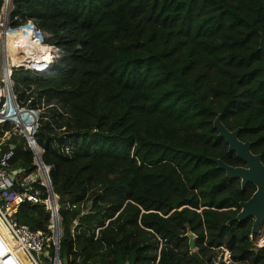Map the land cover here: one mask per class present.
Here are the masks:
<instances>
[{
  "label": "trees",
  "instance_id": "trees-1",
  "mask_svg": "<svg viewBox=\"0 0 264 264\" xmlns=\"http://www.w3.org/2000/svg\"><path fill=\"white\" fill-rule=\"evenodd\" d=\"M27 22L59 57L44 73H3L0 122L25 132L39 169L50 167L44 183L61 256L198 264L191 232L205 264L223 250L231 263L264 264L252 219H236L255 186L241 188L211 160L242 165L213 128L219 115L264 164V0H0L1 51L15 62L9 33L40 39ZM43 103L67 126L64 140L44 111L36 128ZM11 144V165L33 172L22 135L11 134L0 156ZM15 217L50 233L42 203L24 202Z\"/></svg>",
  "mask_w": 264,
  "mask_h": 264
},
{
  "label": "built area",
  "instance_id": "built-area-1",
  "mask_svg": "<svg viewBox=\"0 0 264 264\" xmlns=\"http://www.w3.org/2000/svg\"><path fill=\"white\" fill-rule=\"evenodd\" d=\"M27 23H31V22H27ZM31 24L40 33V39H37L36 41L48 52L47 58L45 60L39 59L34 61L24 60V62H20V63L11 62L10 76L12 71L17 68H23L24 70H29L33 72H46L52 67L54 60L57 57H59V52L57 48L53 45L44 43L42 40L41 32L36 28V26L33 23ZM7 28L10 29L12 27H9L7 24ZM1 33L2 31L0 30V35ZM10 82L12 87L11 79ZM5 89H6V85L3 74V57H2L1 41H0V111L4 109L3 106L7 98ZM0 123H4V122H0ZM36 128L33 132L34 140H35L34 134ZM17 132L18 134L24 137L26 145L29 147V149L33 154V165L35 166V169L30 174H25L22 168H16L14 170L13 168H11L10 160L14 155L13 145L9 146L8 150L3 151L1 153L0 156V264H63L62 256L60 254V237L62 234V229L59 238L58 239L54 238L51 227L52 223L50 222L52 209L47 202L49 195L48 186L43 182L40 176L38 169L39 167L34 160L35 152L33 151V148L29 140L27 139L25 132H22L21 130H17ZM1 145H3V141L0 138V147ZM37 147L41 155L42 150L38 145ZM49 171H50V167H49ZM19 175H21V177H19ZM41 187H43L47 193L46 198H41V190H42ZM24 202H29L31 204H39V203L43 204L44 208L49 212V224L47 228L50 231V233L47 234L44 231H33L28 227V225L17 222L15 215L18 212L20 206ZM57 213H58V208H57ZM59 222H60V216H59ZM262 231L264 234V229ZM261 239H260V244H258L257 246L264 245V242L261 243ZM158 261H159V256H157V259L155 260L154 264H158ZM75 262L76 264H89V263H83L82 258L79 256L76 257ZM91 264H98V263L95 262Z\"/></svg>",
  "mask_w": 264,
  "mask_h": 264
},
{
  "label": "water",
  "instance_id": "water-1",
  "mask_svg": "<svg viewBox=\"0 0 264 264\" xmlns=\"http://www.w3.org/2000/svg\"><path fill=\"white\" fill-rule=\"evenodd\" d=\"M259 49L264 51L263 37H260ZM213 128L217 130L218 136L222 137L227 143L228 151H233L244 163L243 166H234L225 163L221 158L212 157L211 160L215 163L216 168L223 170L228 178H238L241 188H244L248 183L255 186V191L251 197L240 202V210L236 215V219L239 221L252 219L251 234L257 235L260 233L262 225H264V164L261 161V156L251 151V142L248 140L241 141L238 138L239 127L234 130L227 129L221 122L219 115L213 121ZM17 130L15 128L14 132H17ZM186 235L190 254L198 264H205L195 250L194 234L189 232ZM62 263L69 264L66 257H62Z\"/></svg>",
  "mask_w": 264,
  "mask_h": 264
},
{
  "label": "rangeland",
  "instance_id": "rangeland-1",
  "mask_svg": "<svg viewBox=\"0 0 264 264\" xmlns=\"http://www.w3.org/2000/svg\"><path fill=\"white\" fill-rule=\"evenodd\" d=\"M8 18V16H7ZM7 24H8V19H7ZM9 26V24H8ZM10 27V26H9ZM13 33L14 36H10L8 34V39L18 47V51L23 54H18L17 55H13L14 56V60H18L21 59L20 62H24V60H26V58L28 59V61H34V60H39V59H46L47 58V52L45 51V49H43L42 47H40V44L37 43V41L33 40V36L32 33L27 30V29H19L17 31H13L11 32ZM36 45H38L39 47H36ZM12 53H14L13 51H11ZM10 52V53H11ZM3 68L6 69H10V65L11 62L15 63V61H13L11 59L10 56L7 55H3ZM3 69V70H4ZM4 70V71H5ZM10 72V70H9ZM27 104V102L24 104V106ZM48 106L46 104H42V106L40 107L41 110L37 111V119H36V125L39 124V114L40 111L43 112L44 111V120L43 121H49L52 125V135L55 136V140H64V137L69 131L67 130V126L66 125H60V123L63 121V119L61 118H55L57 119V123L54 121L55 119L50 118L51 113L50 111H48L49 108H47ZM25 108V107H24ZM46 113V114H45ZM0 125H2V128L4 129V131H12L14 130V126L10 123H0ZM1 129V126H0ZM7 129V130H5ZM68 149V148H67ZM35 157V156H34ZM35 159V158H34ZM42 160V159H41ZM43 163V161H42ZM44 164V163H43ZM19 177H21V175H19ZM89 205V204H88ZM89 207V206H88ZM52 227V226H51ZM264 229V225H262L261 229H260V233H258L256 235V237L253 238V242L254 245H258L260 244V239L264 236L263 234V230ZM161 241V240H160ZM263 243V242H262ZM195 250L197 251V249L195 248ZM188 253L190 254V251H188ZM216 262L213 264H234L231 263L230 260V255H229V251L228 250H223L222 252L218 253L216 256Z\"/></svg>",
  "mask_w": 264,
  "mask_h": 264
},
{
  "label": "bare ground",
  "instance_id": "bare-ground-1",
  "mask_svg": "<svg viewBox=\"0 0 264 264\" xmlns=\"http://www.w3.org/2000/svg\"><path fill=\"white\" fill-rule=\"evenodd\" d=\"M9 35L10 36H14L13 35V33H9ZM36 47H39L38 45H36ZM40 47H42L41 45H40ZM43 48V47H42ZM44 49V48H43ZM46 51V50H45ZM47 52V51H46ZM3 55H7V56H9L7 53H2ZM47 55H48V52H47ZM28 58V57H27ZM26 58V60H28ZM45 60V59H44ZM20 61H21V59H18L15 63H20ZM4 69V68H3ZM5 70V69H4ZM3 70V73L7 70H5L4 71ZM39 173H40V176H41V178H42V180H43V182H45L46 180H47V171H46V168L45 167H43V168H40L39 169ZM48 173H49V169H48ZM48 202V201H47ZM48 204H49V206H53L54 205V202H48ZM262 242H264V236L262 237V239H261V243Z\"/></svg>",
  "mask_w": 264,
  "mask_h": 264
},
{
  "label": "crops",
  "instance_id": "crops-1",
  "mask_svg": "<svg viewBox=\"0 0 264 264\" xmlns=\"http://www.w3.org/2000/svg\"><path fill=\"white\" fill-rule=\"evenodd\" d=\"M0 126H1V129H0V134H1V136H0V138H1L2 141H3V144L9 139L10 132H11V134H15V135H17V136H20V134H18V132H14V130H12V131H4V129L2 128V125H0ZM10 146H12V144H11ZM11 168H13V170H14V169H16V168H20V167H19V166L14 167V166L11 165ZM46 168L49 169L47 166H46ZM38 169H39V168H38ZM48 177H49V176H48ZM49 179H50V178H49Z\"/></svg>",
  "mask_w": 264,
  "mask_h": 264
},
{
  "label": "flooded vegetation",
  "instance_id": "flooded-vegetation-1",
  "mask_svg": "<svg viewBox=\"0 0 264 264\" xmlns=\"http://www.w3.org/2000/svg\"><path fill=\"white\" fill-rule=\"evenodd\" d=\"M238 128V127H237ZM240 128V127H239ZM241 129V128H240ZM239 132H240V130H239ZM239 132H238V135H239ZM239 138V137H238ZM241 140V139H240ZM241 141H243V140H241ZM246 141V140H245ZM250 142V141H249ZM251 148V147H250ZM242 161V160H241ZM244 165V163L242 162V165H237V166H243Z\"/></svg>",
  "mask_w": 264,
  "mask_h": 264
},
{
  "label": "clouds",
  "instance_id": "clouds-1",
  "mask_svg": "<svg viewBox=\"0 0 264 264\" xmlns=\"http://www.w3.org/2000/svg\"><path fill=\"white\" fill-rule=\"evenodd\" d=\"M13 90V89H12Z\"/></svg>",
  "mask_w": 264,
  "mask_h": 264
}]
</instances>
